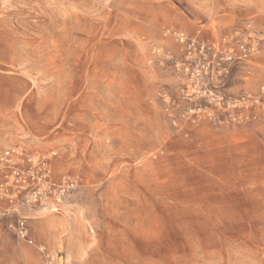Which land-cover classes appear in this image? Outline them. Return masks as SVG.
Here are the masks:
<instances>
[{
    "label": "rangeland",
    "instance_id": "obj_1",
    "mask_svg": "<svg viewBox=\"0 0 264 264\" xmlns=\"http://www.w3.org/2000/svg\"><path fill=\"white\" fill-rule=\"evenodd\" d=\"M3 150L0 264H264V0H0Z\"/></svg>",
    "mask_w": 264,
    "mask_h": 264
},
{
    "label": "built area",
    "instance_id": "obj_2",
    "mask_svg": "<svg viewBox=\"0 0 264 264\" xmlns=\"http://www.w3.org/2000/svg\"><path fill=\"white\" fill-rule=\"evenodd\" d=\"M174 40L176 42L180 43L181 45H184L186 47V54L188 56L198 54V58L196 60H197V62H199L198 60L201 61L200 57H201V55H203L202 52L204 50V46L202 44L198 45V44H195V42L187 41L180 34H176L174 36ZM249 46H251L249 49L251 51H253L252 44H250V45L247 44V47H249ZM241 49H242L243 52H245L246 51L245 49H248V48H243L241 46ZM243 55L246 56V53H244ZM174 66L176 68H178V64L176 62L174 63ZM185 70L188 71V67H186ZM199 75H200V71L196 70V72H194L192 74V77L197 78V77H199ZM9 156H10V152L8 150H3L2 152H0V163L8 162ZM4 217H5L4 214L0 213V232L2 231L3 228H5V227L8 228L9 227L10 229H12L14 231V234H15L17 239H19V240H21L23 242H26L29 245L33 244L32 241L28 237L27 230H26V227H25V223H24L23 220H21V219L17 220L16 223H15V226H13V225L5 226L4 225Z\"/></svg>",
    "mask_w": 264,
    "mask_h": 264
},
{
    "label": "bare ground",
    "instance_id": "obj_3",
    "mask_svg": "<svg viewBox=\"0 0 264 264\" xmlns=\"http://www.w3.org/2000/svg\"><path fill=\"white\" fill-rule=\"evenodd\" d=\"M62 16V15H61ZM63 17V16H62ZM63 20V19H62Z\"/></svg>",
    "mask_w": 264,
    "mask_h": 264
}]
</instances>
